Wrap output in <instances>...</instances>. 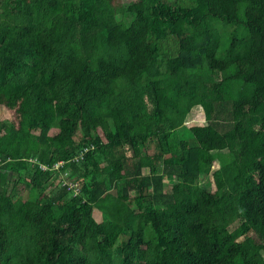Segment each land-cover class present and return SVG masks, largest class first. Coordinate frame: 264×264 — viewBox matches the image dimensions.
<instances>
[{
	"label": "trees",
	"instance_id": "1",
	"mask_svg": "<svg viewBox=\"0 0 264 264\" xmlns=\"http://www.w3.org/2000/svg\"><path fill=\"white\" fill-rule=\"evenodd\" d=\"M0 109V264H264V0H0Z\"/></svg>",
	"mask_w": 264,
	"mask_h": 264
},
{
	"label": "rangeland",
	"instance_id": "2",
	"mask_svg": "<svg viewBox=\"0 0 264 264\" xmlns=\"http://www.w3.org/2000/svg\"><path fill=\"white\" fill-rule=\"evenodd\" d=\"M125 1H130V0H125ZM0 116H6V114L0 109ZM206 123H205V119H204V114H203V111H202V108L201 107H194L190 112H189V114L187 115V119H186V122H185V124L181 127V128H179L178 130H177V132H178V134L182 137V138H187V136H188V131H189V129L191 128V127H202V126H204ZM107 125H105V126H103V125H101V126H99V127H97V130H96V132H97V135L103 140V141H105V134H107L108 133V131H109V129L111 128V127H109V126H107ZM191 143H192V145H194L193 144V141H191ZM148 149H149V153L151 154L150 156L152 157V159H154L155 158V148L153 147V145L151 144V143H149V147H148ZM215 166H217V165H215ZM208 171H209V169H208ZM207 169H204L203 170V173L204 174H206L207 172ZM144 172H147V170H144ZM54 176V175H53ZM51 176L49 175L48 176V178H50ZM60 177H65V173H62V174H60ZM65 178H67V177H65ZM66 181V183L68 182L69 184L70 183H72V182H70V180L68 181L67 179L65 180ZM48 182H46V184H47ZM21 184V183H20ZM19 184V185H20ZM21 185H23V184H21ZM72 188L74 189V192L75 191H78V189L79 188H77L76 189V187H75V185H72ZM51 191H55V187L54 186H49L48 185V187H47V189H46V191H45V193H50ZM78 193V192H77ZM71 194V196H75L76 194H74L73 192H71L70 193ZM96 212L94 213V215H95V217H96V219H97V221H100L98 218H97V213L99 214V212L97 211V210H95ZM100 215V214H99Z\"/></svg>",
	"mask_w": 264,
	"mask_h": 264
},
{
	"label": "built area",
	"instance_id": "3",
	"mask_svg": "<svg viewBox=\"0 0 264 264\" xmlns=\"http://www.w3.org/2000/svg\"><path fill=\"white\" fill-rule=\"evenodd\" d=\"M84 151H86V150H84ZM82 156H83V155L80 154L78 157H76V158L74 157L72 161H78L79 159H82ZM62 164H63L62 162H59V163H57V164H54L52 167H49L48 170H49V171L57 170L59 167L62 166ZM39 167H40L41 170H46V169H47V168H46L45 166H43V165H39ZM72 185H75L76 189L78 188V187H77V184H70V185L68 186V190H71V191H73L74 194H76L78 191H75V192H74V189L72 188Z\"/></svg>",
	"mask_w": 264,
	"mask_h": 264
},
{
	"label": "clouds",
	"instance_id": "4",
	"mask_svg": "<svg viewBox=\"0 0 264 264\" xmlns=\"http://www.w3.org/2000/svg\"><path fill=\"white\" fill-rule=\"evenodd\" d=\"M62 163H63V162H62ZM56 164H57V163H56ZM59 168H60V167H59ZM59 168H58V169H59ZM58 169H57V170H58ZM57 170H54V171H57ZM44 171H45V170H44ZM54 171H53V172H54ZM64 173H65V172H64ZM68 184H69V183H68ZM70 184H73V183H70ZM67 190H68V188H67ZM68 191H69L70 193L73 192V191H71V190H68ZM78 193H79V190H78ZM78 193H76V195H77Z\"/></svg>",
	"mask_w": 264,
	"mask_h": 264
}]
</instances>
